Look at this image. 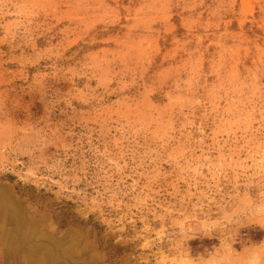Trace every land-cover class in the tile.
<instances>
[{
	"label": "rangeland",
	"instance_id": "rangeland-1",
	"mask_svg": "<svg viewBox=\"0 0 264 264\" xmlns=\"http://www.w3.org/2000/svg\"><path fill=\"white\" fill-rule=\"evenodd\" d=\"M0 264H264V0H0Z\"/></svg>",
	"mask_w": 264,
	"mask_h": 264
}]
</instances>
